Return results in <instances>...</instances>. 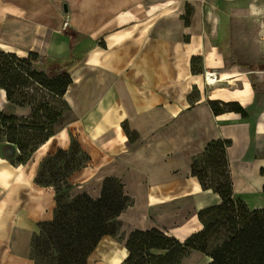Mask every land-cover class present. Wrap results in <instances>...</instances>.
Here are the masks:
<instances>
[{"label": "crops", "instance_id": "1", "mask_svg": "<svg viewBox=\"0 0 264 264\" xmlns=\"http://www.w3.org/2000/svg\"><path fill=\"white\" fill-rule=\"evenodd\" d=\"M59 1L68 7L62 22L67 19L75 34L59 46L56 38H51L45 63L35 65V69L46 72L61 61L52 57L53 50V55L62 48L73 53L85 50L70 69L69 58L64 63H71L65 70L72 82L64 94L70 108L58 122H63V117L68 119L67 125L77 129L78 143L88 152L89 161L109 169L103 177H121L124 191L134 194V204L119 218L132 221L134 228L155 227L180 240L200 230L198 212L220 203L221 197L201 187L191 166L193 158L218 139L232 140L226 152L233 196L254 204L252 208L264 207V198L258 204L250 200L262 193L264 179L258 187L248 182L250 175L264 176L263 98L247 87L246 76L233 72L228 77L218 74V79L229 81L205 83L206 92L202 90L199 98L190 100L195 84L193 57L199 55L204 63L211 62L210 49L219 43L216 38L230 30L222 18L242 14V0H225L228 11L223 17V0ZM9 8L8 0H0V51L27 57L36 50L20 53L10 49L4 38L12 24ZM210 100L238 102L246 110L254 104L256 110L249 118L236 111L216 115ZM0 109L16 116L30 113L29 107L8 101L2 88ZM84 125L95 126V136L86 135L81 128ZM65 142L61 149L67 148L69 141ZM3 148L0 145V200L2 195L10 196L12 204L7 207L18 211L13 220L17 226L0 239V264H36L31 257V238L39 222L54 216L55 190L36 184L40 162L13 163L2 154ZM78 186L81 184H74L70 192ZM189 220L199 221L197 227L187 225ZM181 233L184 238L179 237ZM125 243L104 235L87 264H121L127 256ZM193 251L203 255V264L210 260L204 253Z\"/></svg>", "mask_w": 264, "mask_h": 264}, {"label": "trees", "instance_id": "2", "mask_svg": "<svg viewBox=\"0 0 264 264\" xmlns=\"http://www.w3.org/2000/svg\"><path fill=\"white\" fill-rule=\"evenodd\" d=\"M35 58L0 51V88L12 104L30 109L27 116L0 109V142L13 150L10 157L13 163L28 162L54 134L59 117L70 108L64 99L72 82L68 71L50 76L33 68ZM78 62H73L69 69ZM209 103L216 115L236 111L247 117L237 102L210 100ZM223 104L234 107L225 109ZM75 141L72 145H79ZM231 144V139L213 140L193 159L192 175L198 178L203 189H212L221 197L220 203L198 212L202 228L184 240L155 227L135 230L127 238V256L121 264H180L193 250L208 256L207 264H264V208L251 209L242 198L233 196L226 152ZM65 152L61 148L57 150L58 154ZM54 156L51 154L40 161L35 177L37 184L53 185L43 179L42 169ZM220 165L226 169L222 181L211 174ZM67 177L59 181L65 183ZM72 187L71 184L68 191ZM133 204L134 199L124 191L123 182L116 176L103 179L97 197L83 191L67 200L56 198L53 218L39 222V229L31 238L32 259L36 264H87L100 239L118 232L119 216Z\"/></svg>", "mask_w": 264, "mask_h": 264}, {"label": "rangeland", "instance_id": "3", "mask_svg": "<svg viewBox=\"0 0 264 264\" xmlns=\"http://www.w3.org/2000/svg\"><path fill=\"white\" fill-rule=\"evenodd\" d=\"M8 2L10 4L9 14L12 24H10V31L4 36V38H6L11 44V46H9L10 49L13 47L20 53L22 52L20 50H28L32 48L36 50V52H31L27 56L32 57L33 55L36 57L35 60L32 61L33 68H35V65L41 66L45 63L47 55H49L47 50L48 42L51 38H56V43L59 46L65 39L71 38L72 34H75V31H73L69 25H66L63 28L61 26L62 17L63 15H66V11H64L62 2L59 0H8ZM242 4L245 9L242 14H233L232 16L227 17L228 19L225 18V20L222 18L223 22L230 25V30H228L226 36L216 38L219 39V43L215 49H210L212 57L211 62L204 63L202 56L199 55L193 57L191 61V71L195 77V84L194 90L190 96L191 102H194L202 95V90L206 92V73L207 70H211L215 72L216 75L221 74L220 76H227L233 72L238 75L246 76L247 87L249 86L253 93L257 94L258 97L261 96L264 104V0H242ZM234 7L236 8L237 6L234 5L233 8ZM226 9L228 11V6H226L225 0H223L221 2L222 17L224 16V11L227 12ZM17 11H19V15L17 14ZM233 11L241 13V11H236L235 9ZM189 14L188 11V15ZM216 19V22L219 23L220 18L216 17ZM210 21L212 22V20ZM99 42L102 43V41ZM54 51L55 50L52 52V57H57L58 59L61 58V61L58 62L56 66L55 64L49 66L50 70H47L46 73L50 76L66 71L65 68L69 64L75 62L78 57L85 54L84 49H78L73 53L70 52V50L68 51V48H62L53 55ZM66 58H69V62L71 63L64 64L68 61ZM229 102L232 103L233 101ZM254 103H256V101ZM222 107L226 109L234 106H226L223 104ZM244 109L247 113V118H249L250 115L252 116L254 110H256V107L253 104V106L247 108V110L246 108ZM61 121L63 122H57L55 124L54 135L39 150V152L33 156L34 158L31 161H28V163L31 165L33 160L34 162H40V160L46 156L48 157L51 154H56V156L51 157L49 161L45 163L42 169L43 179L52 183L53 185L51 186L57 191L55 198L61 197L62 199L67 200L69 196H74L83 191L96 197L100 194L103 179L106 177H103V175L107 173L109 169L104 168L103 166L97 167V164L93 161H89V159L86 160L88 152L83 150L85 148L82 143L79 145H72V141H78L79 139L76 137L77 129L69 127L67 125L68 119L65 117H63ZM81 128H83L88 136H95L97 132L95 126L86 127L84 125L81 126ZM101 139L102 138H100L99 141H101ZM65 141H69L67 148L64 149L66 152L58 154L57 150L65 147ZM0 145L1 147H6L3 148L4 150L1 149V152L6 158L10 159L13 155V150L4 142H0ZM11 161L13 162V160ZM221 164H223V162H221ZM109 168L111 170V167ZM225 170V166L220 165L213 168L211 174L222 181L224 180L223 176L226 175ZM66 175H68V177L65 178L66 182L61 183L59 179H63ZM116 177L121 178L119 176ZM76 183L81 184V186L76 187L75 190L71 192L68 191V187L71 186V184L74 185ZM131 197L134 199V194H132ZM261 198H264L263 192L259 195H253L250 198L252 202L251 204H258V201H260ZM247 202L249 203V201ZM0 203L6 205L5 207H0L1 239L2 236L9 233L12 227L14 228L17 226L13 220L16 217L18 209L11 206L7 207L12 204V198L10 196L7 198L2 195ZM248 206L251 209H257L251 207L254 206V204H248ZM120 221L121 225L118 232L115 235H112V238L119 244L121 241L126 242L129 235L135 230H146L137 227L134 228L132 221L126 220L125 218H121ZM198 222L199 221L196 220H194V222L189 220L187 225L193 223L191 226L197 227ZM38 229L39 224H37L34 232L38 231ZM1 242L2 241L0 240V243ZM203 263V255L191 251L189 255L182 259L180 264Z\"/></svg>", "mask_w": 264, "mask_h": 264}, {"label": "bare ground", "instance_id": "4", "mask_svg": "<svg viewBox=\"0 0 264 264\" xmlns=\"http://www.w3.org/2000/svg\"><path fill=\"white\" fill-rule=\"evenodd\" d=\"M68 23H67V19H64L63 22H62V26H66ZM207 77V84H210V85H213L214 83H216L217 81H224V82H227L229 81L227 78H220L218 79L217 78V75L215 72L211 71V70H207V73H206ZM235 151V148L231 149L230 150V154L233 155V152ZM264 179V176L261 174V175H258V174H255V175H250L248 177V182H250V184L254 187H258L261 185V182L263 181ZM162 231V230H161ZM165 234H168V232H165L163 231ZM170 235V234H168ZM183 233L179 234V237L180 238H184L183 237ZM210 259V258H209Z\"/></svg>", "mask_w": 264, "mask_h": 264}, {"label": "water", "instance_id": "5", "mask_svg": "<svg viewBox=\"0 0 264 264\" xmlns=\"http://www.w3.org/2000/svg\"><path fill=\"white\" fill-rule=\"evenodd\" d=\"M63 9H64V11H67L68 10V7H67V4L66 3H64Z\"/></svg>", "mask_w": 264, "mask_h": 264}]
</instances>
